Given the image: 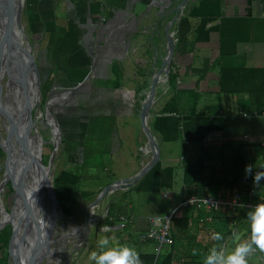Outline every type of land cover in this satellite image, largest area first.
<instances>
[{
	"label": "crops",
	"instance_id": "1",
	"mask_svg": "<svg viewBox=\"0 0 264 264\" xmlns=\"http://www.w3.org/2000/svg\"><path fill=\"white\" fill-rule=\"evenodd\" d=\"M180 1L26 0L23 6L43 88L49 93L56 87L64 99L53 108L65 154L56 178L61 201L73 208L63 218L76 224L103 186L131 178L151 159L139 111L166 56L169 26L172 76L165 66L159 71L146 118L160 158L133 185L109 193L95 212L96 235L108 225L129 245L147 232L153 216L194 188L197 159L209 166L202 191L212 196L236 189L210 178L213 172L222 176L224 155L264 159V0H186L172 22ZM71 86H77L74 103L62 91ZM169 101L173 111H163ZM49 122L58 138L53 117ZM238 170L240 187H248L251 176ZM113 202L121 207L112 208ZM251 208L191 209L189 230L174 237L175 258L199 262L211 247L232 250L250 234ZM121 214L133 218L125 230L116 220ZM213 230L221 232L220 241L210 238ZM246 259L264 264V251L254 248Z\"/></svg>",
	"mask_w": 264,
	"mask_h": 264
},
{
	"label": "water",
	"instance_id": "2",
	"mask_svg": "<svg viewBox=\"0 0 264 264\" xmlns=\"http://www.w3.org/2000/svg\"><path fill=\"white\" fill-rule=\"evenodd\" d=\"M25 0H0V7L1 5L5 4L7 5V10H4V20L6 28L4 31L0 34V110L5 111V108L3 106L4 102V92H3V83L1 82V79L3 76H6L5 81V88L6 84L9 82L11 83V79L9 76L10 71H12L13 74H18V84L21 88V94H22V103L21 108L18 111L17 117L13 118L10 116L9 120V127H10V133L13 134L16 138V140L19 142L20 147L25 149L23 152L25 154L26 161L23 164V168L20 172V175L18 177V181L15 182L13 179V176L10 172V154L9 150L10 147L8 145V137L6 134L5 137V144L1 143L0 138V148L4 153V171H3V178L0 180V190H2L4 184L6 182L10 183V186L13 190V203L12 207L8 210L5 209L2 203H0V213L2 214V211H5L7 215L13 216V205L15 203V197L18 195L21 200L22 210L25 217V223H28L29 225L24 227L22 229V234L18 237L15 233L16 230L13 225L12 218L8 216L7 220H0V228H2L6 224H10L11 226V234L7 245V252H8V264L13 262L14 264H39L45 256L48 254H51L55 251H59L62 247V245L65 243L67 237H70L75 241V244L77 246H87V241L89 239V234L94 226L93 234L94 237L97 233L98 226L95 225V212L98 210L100 204L105 200L107 195L111 193L112 191L116 189H124L131 185H133L138 178L143 175L149 168L154 166L157 161L160 158V151L159 146L157 143L153 140L151 137L147 124H146V118L148 115V109L150 104L153 101L155 88L157 85V82L159 80L160 72L163 70V67L165 66L164 71L168 72L170 69L171 59L173 55V47L174 42L170 35V32L168 31L169 26H165V39H166V48L167 53L163 60L161 68H159L157 74H153L151 77L150 85L147 90L146 95L141 100V107L139 111V118L141 122V126L145 134L148 136V148L150 151L151 159L148 163H146L139 172L134 174L131 178H119L115 179L105 186L97 193V195L92 199L89 200L84 207V222L83 225H76L73 224L72 219L66 218V222L68 224V229L63 232L62 234V243L59 248H54V250L50 247L52 240H48L49 234L45 236V233L43 234V231L41 230L40 226L36 223L35 215L33 214V206L29 204L26 198V192H25V175L24 171L27 169L29 163L34 162L40 169V171L44 174V181L42 180L40 182L39 187L37 188L38 192H43L47 194L49 205L50 206V214H53L54 222L58 220V211L56 210L57 207V197L55 194V191L52 186V180L47 182V171L50 170L52 165V158L53 154L55 152L56 146L58 147V141L53 143V148L50 153V157L48 159L47 163H43L41 159V150L36 155L33 154V152L27 151V142L26 137L31 136L34 137L37 140V136L39 135V131L36 128L37 123L35 120V116L32 112L34 104L39 100V92H40V86H39V59L36 57V55L32 52V45L29 42L27 36L25 35L24 31V25L21 22V12L22 7L24 6ZM186 0H181L179 6L176 8L175 15L171 19L173 22L177 16L180 9V6L185 2ZM1 9V10H2ZM2 10V11H3ZM18 27L21 30L22 33V43L17 44L15 43V51L18 54V56H15L13 54V30L14 27ZM9 57H13V67L11 68L9 60ZM160 71V72H159ZM81 85V84H79ZM78 85V86H79ZM29 87L32 89H35V92H32L29 90ZM67 89L69 90L70 94H74L76 87ZM5 90V89H4ZM54 98L49 100L48 104L52 102ZM54 108V107H52ZM52 117L55 119V125L58 127L55 115L53 113V109L50 111ZM47 125H52L49 123V121L46 122ZM59 129V127H58ZM22 130L21 132H19ZM58 139L61 137V132L59 131ZM20 134H23L22 138ZM40 136V135H39ZM42 137L40 136V139ZM57 143V145H56ZM27 153V154H26ZM60 213V210H59ZM60 217V215H59ZM19 220V219H18ZM72 226V227H71ZM17 238V239H16ZM15 242L12 244V242ZM14 247V251L13 250Z\"/></svg>",
	"mask_w": 264,
	"mask_h": 264
},
{
	"label": "rangeland",
	"instance_id": "3",
	"mask_svg": "<svg viewBox=\"0 0 264 264\" xmlns=\"http://www.w3.org/2000/svg\"><path fill=\"white\" fill-rule=\"evenodd\" d=\"M22 20H24L23 7H22V12H21V22L23 23ZM27 32L28 31L25 30L26 36H27ZM28 39L30 42L31 41L30 38H28ZM5 81H6V76H3V78L1 79V82L3 83V92H5V90H4L5 89V86H4ZM44 85H45V83H44ZM39 86H40L39 100L34 104L32 112L35 116V120L37 123L36 128L39 131V135L42 137L40 139V136L39 135L37 136V137H39L41 144H43L41 155H42L43 161L47 163L48 159L50 157L51 150L53 148V143L56 142V138H55L56 130L54 128H52L55 126L47 125L46 122L52 118V116H50V113H51L50 111H51V109H53L52 107H54L57 103L63 104L64 99H61L62 98L61 94H58V93H60L61 90H58V89L55 90L56 87L53 86L51 88V90L49 91V93H50L49 94L48 92L46 93V88H43V82L42 81L40 82V80H39ZM41 89H43V91ZM62 91L67 93V98H68L69 102H72V103L75 102L74 101V97H75L74 94H70L69 90H67V89H63ZM46 95H49V96L45 97ZM56 95H58L57 98L55 97ZM52 98H54V102H51L50 104H48L49 103L48 101L51 100ZM10 99H12V96H10ZM14 108L16 111L17 110L16 106H14ZM41 114L42 115L44 114V120L41 119ZM4 118L5 117L0 110V138L6 137L5 124L7 122V119H4ZM53 131H55V133ZM30 137H28L29 143L31 142V138H32V137L31 138ZM63 146H64V144L61 141H59L58 147L53 154L52 165L50 168V178L52 180V186H53V189L55 191V194H56V197L58 200L57 207H58V214L60 215V218L57 222L58 225H54V227H53L54 229H52L53 234L50 237V240L53 238V242L51 243V248H53V249L59 247L61 245V242H62V239L60 237L61 234H60V227L59 226L61 225L62 222H64L63 217H69V215L71 214V211H73L72 206H69V205L65 204L64 202L63 203L65 205L63 206V209H62V206H61L62 201H61V197L59 196V192H58V189L60 188L62 183L59 181L58 177L56 178L57 172H58L57 171V165H59L61 158L62 159H63V157L65 158ZM3 171H4V153H3V155H0V180L3 178ZM6 192H8V193H6ZM13 200H14L13 190L10 186V183L6 182L4 184L2 190H0V203H2L4 206H6L7 209H10L12 207ZM48 205H49V201H48V197L46 194L45 201L42 204V206L46 209V212H49V210H50V206H48ZM59 210H60V213H59ZM0 219H1V213H0ZM72 225H74V224H72ZM100 228H99L98 234L95 235V237H94L93 233L90 234V237H89L88 242H87L86 250L83 249V246L79 250L78 249L76 250L73 248L72 249L68 248V239H67L65 244H63L62 248L56 253L58 255V258H59L58 264H94V262H92L88 259V256H89L90 251H92L94 249L99 250V239L102 236H107L112 244H116V245L127 244V242H125L123 237H122V233H120V235L117 236L116 235L117 231L114 229H111V230L105 232L102 229L103 227H100ZM132 246H134V245L132 244ZM165 248H166V246H163L162 252H164ZM227 251H229V250L227 249L226 252ZM55 263H56V260H54V259H52L50 263H48L47 260L44 258L41 261V264H55ZM9 264H10V261H9Z\"/></svg>",
	"mask_w": 264,
	"mask_h": 264
},
{
	"label": "trees",
	"instance_id": "4",
	"mask_svg": "<svg viewBox=\"0 0 264 264\" xmlns=\"http://www.w3.org/2000/svg\"><path fill=\"white\" fill-rule=\"evenodd\" d=\"M26 2V0H25ZM33 52V51H32ZM34 53V52H33ZM169 72V71H168ZM148 75V74H146ZM167 78H170L172 76L171 72H169V74L166 75ZM147 78H149V76H147ZM147 86V84H145V87ZM43 91V89H41ZM139 89H137L138 91ZM49 95H46L45 97H47ZM170 101L167 102V106L163 109V111H173V109L170 108ZM41 119L44 120V114H41ZM0 155H3V151L0 148ZM41 159L43 163H46L43 161L42 155H41ZM251 163L253 166V170H257L260 167L264 166V159L262 160H251V159H247L245 157V155H243L241 152H235L232 154H226V156L224 155V159H223V163H221V174L222 176L219 178H217V174L215 172H213L210 176V178H212V180L214 181V183H216L217 185L220 184H224L227 188L229 187L230 189H238L241 188L240 186L242 185L241 179L239 178V173H237L236 171H239L238 168H243L245 164H249ZM193 165L195 166L196 169V175H197V183L195 182L194 184V188H192L191 190H189L187 192V195L184 196L181 200L185 199L188 196L191 195H203L206 194L202 191V186H203V173L204 170L209 167L206 164V161L201 158V159H197ZM213 166L210 165V169L212 171L213 170ZM14 176V174L12 175ZM215 184V185H216ZM246 186V185H243ZM247 189H250V191L253 193L254 198L256 199V197L262 192V190L264 189V180H262V182L260 183V185L258 186H254L252 183L248 185V187H245ZM8 193V192H6ZM9 196V195H8ZM7 196V197H8ZM246 197V196H244ZM58 202V200H57ZM65 204L62 202L61 206L63 209V206ZM177 204H175L172 208H174ZM112 208H120L121 206H117L116 202L111 203L110 205ZM6 210L7 207L5 206ZM172 208H170L166 213H169ZM61 209V210H62ZM193 209V210H202L203 208H197L194 205H185L179 208V210L173 214V216L171 217V221H170V225H169V233L172 237V242L171 244H162L159 252L157 253V249H156V242L151 239V238H142L141 236L144 234L143 232L138 234L137 240H134V246L135 249L139 252L140 254V258L143 261V264H170L171 260H173L175 257L174 252H173V246H174V237L177 234H180L181 232H187L189 229V220H191V218H189V211ZM238 209V208H236ZM111 208L109 207V215ZM235 210V209H234ZM159 215H163V214H159ZM116 220L118 222H122L123 218H122V214L119 216H116ZM133 218L130 214L126 215V220L123 221L124 222V226H122L120 229H124L127 228V226L130 225V223L132 222ZM10 234H11V226L10 224H6L4 225L2 228H0V264H8V252H7V245H8V241L10 238ZM128 244V243H127ZM129 245V244H128ZM152 245V249H150ZM132 246V245H131ZM163 246H169L167 251L162 252V248ZM166 249V248H165ZM192 257V256H191ZM199 257V259L201 261L197 262V260L195 259H191V261L193 263H202L203 261V257L202 256H197V258ZM176 259V258H175ZM180 260V264H192L191 261L187 262L185 260V257H182ZM183 260V261H182Z\"/></svg>",
	"mask_w": 264,
	"mask_h": 264
},
{
	"label": "bare ground",
	"instance_id": "5",
	"mask_svg": "<svg viewBox=\"0 0 264 264\" xmlns=\"http://www.w3.org/2000/svg\"><path fill=\"white\" fill-rule=\"evenodd\" d=\"M2 7L6 11L7 10L6 3L1 5V7H0V34L6 28L5 20H4V13L5 12L2 9ZM12 38H13V41H12L13 51L12 52L15 56H18V54L15 51V49H16L15 43L16 42H17V44L22 43L23 37H22L21 30L17 26L14 27ZM9 60L11 61L9 66H11V68H12L13 67V64H12L13 57H9ZM161 73H163V72H161ZM9 76L11 79V83L8 82L6 84V88H5V92H4L3 106L5 108V111L1 110V112L5 117L4 119H7V122L5 124V128H6V134L8 137V145L10 147V150H9L10 172H11V175L14 174L13 179L15 182H17L18 177L20 175V172L23 168V164L26 161L25 154L23 153L25 151V149L20 147L19 142L16 140V138L13 134H8V133H10L9 132L10 131V127H9L10 116H12L13 118L17 117L16 112L18 113V111L20 110L23 98H22V94H21V88H20L18 81H17V78L19 77L18 74H13L12 71H10ZM29 90L32 92H35L34 88L32 89L31 87H29ZM10 96H12V99H10ZM14 106H16V109H17L16 111H15ZM21 131L22 130H20L19 132H21ZM21 135L23 136V134H20V136ZM22 136H21V138H22ZM28 137H30V135L26 137V142L28 144L27 145V151L33 152L34 155L39 153L40 150L42 151V145L43 144H41L39 137H37V140L34 137H32V138L30 137L31 138L30 143H29ZM5 140H6L5 138H1V143L5 144ZM57 141H58V138H56V142ZM57 143H59V141ZM57 143H56V145H57ZM56 149H57V146H56ZM24 175H25V182L24 183H25V192H26L25 194H26L27 201L29 202V204H31L33 206V214L35 215L36 223L40 226L41 230L43 231V234L45 233V236L47 234H49L48 240H50V237L52 236V233H53L52 229H54L53 227L55 224L54 217H53V214H50V212H46V209L42 206V204L46 198V193L37 191V188L39 187L40 182L42 180L44 181V178H43L44 174L40 171V169L38 168L36 163L31 162V163H29L27 169L24 171ZM46 175H47V180H48L47 182H49L51 180L50 170L47 171ZM12 209H13V216L7 215L5 213V211H2L0 220H7L8 216L11 217L12 221H13L14 228L16 230L15 237H16V234L19 237L22 234V229L24 227L28 226L29 224L25 223V221H24L25 217H24V213L22 210L21 200H20V197L18 195L15 197V203H14ZM150 224H151V221H150ZM51 240L53 241V238ZM14 243L15 242L13 241L12 244H14ZM12 251H14V247H13ZM44 258H46L48 260V263H50L51 260L53 259L51 254H48ZM10 264H14V263L11 262ZM15 264H18V261ZM39 264H41V262Z\"/></svg>",
	"mask_w": 264,
	"mask_h": 264
},
{
	"label": "clouds",
	"instance_id": "6",
	"mask_svg": "<svg viewBox=\"0 0 264 264\" xmlns=\"http://www.w3.org/2000/svg\"><path fill=\"white\" fill-rule=\"evenodd\" d=\"M244 174L246 177L251 176L252 184L258 186L264 180V166L254 171L251 163L245 164ZM247 217L250 228L248 237L239 239L235 247L227 252L217 247L209 248L202 264H247L246 257L254 248L264 251V202L255 204ZM104 231H109L108 225L104 226ZM209 236L214 241H220L222 238L221 232L215 230L211 231ZM88 259L94 264H143L135 247L128 244H112L107 236L99 239V250L90 251Z\"/></svg>",
	"mask_w": 264,
	"mask_h": 264
},
{
	"label": "built area",
	"instance_id": "7",
	"mask_svg": "<svg viewBox=\"0 0 264 264\" xmlns=\"http://www.w3.org/2000/svg\"><path fill=\"white\" fill-rule=\"evenodd\" d=\"M260 202H264V190L255 199L250 189L242 187L235 189L232 192L228 191L225 194L218 193L216 196H212L209 193L200 196L191 195L178 202V204L172 208L169 213L153 216L151 218L150 228L141 237L153 239L157 244L156 252L158 253L162 244H171L173 241L168 229L171 217L179 210L180 207L185 205H194L197 208H204L208 211L217 209L234 210L236 208L246 206L254 207L255 204ZM123 221H125V218H123ZM123 221L121 226L124 225ZM180 262V260L174 258L171 260L170 264H180Z\"/></svg>",
	"mask_w": 264,
	"mask_h": 264
},
{
	"label": "flooded vegetation",
	"instance_id": "8",
	"mask_svg": "<svg viewBox=\"0 0 264 264\" xmlns=\"http://www.w3.org/2000/svg\"><path fill=\"white\" fill-rule=\"evenodd\" d=\"M23 10H24V7H23ZM32 51H33V49H32ZM45 74H39V80H40V82L42 81V82H44V80H45V76H44ZM74 94H77V91L75 90V92H74ZM57 96V95H56ZM58 132H59V129H58ZM56 151V150H55ZM56 210L58 211V207H56ZM59 214H58V220H59ZM69 219V218H68ZM58 220L55 222V224L54 225H58L57 224V222H58ZM63 220H64V222H62L61 223V225L59 226L60 227V234H61V239H62V234H63V232H65L67 229H68V224H67V222L65 223V220L66 219H64L63 218ZM70 220V219H69ZM83 222H84V216H83V220H82V222L81 223H79V224H76L75 222H73V224H76V225H83ZM96 225V224H95ZM73 226V225H72ZM71 226V227H72ZM93 229H94V226L92 227V229H91V231H90V234L92 233V231H93ZM53 234V233H52ZM90 234H89V237H90ZM67 239H68V248H70V249H80V248H82V246H77L76 244H75V241H73V239L72 238H70V237H67ZM66 239V240H67ZM53 242V241H52ZM66 242V241H65ZM88 242V241H87ZM62 243V242H61ZM65 244V243H64ZM61 246V245H60ZM59 246V247H60ZM63 246V245H62ZM73 246V247H72ZM50 247H51V245H50ZM59 247H57V248H59ZM62 248V247H61ZM53 249V248H52ZM83 249L84 250H86V246H83ZM54 250V249H53ZM58 251H54L53 253H52V257H53V259L54 260H56V263L55 264H57V263H59V261H58V255L56 254ZM44 259H46V258H44ZM47 260V259H46ZM47 262H48V260H47Z\"/></svg>",
	"mask_w": 264,
	"mask_h": 264
}]
</instances>
